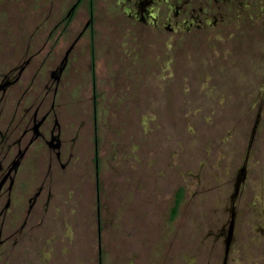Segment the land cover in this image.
<instances>
[{"label": "rangeland", "instance_id": "obj_1", "mask_svg": "<svg viewBox=\"0 0 264 264\" xmlns=\"http://www.w3.org/2000/svg\"><path fill=\"white\" fill-rule=\"evenodd\" d=\"M40 1L43 16L49 2ZM35 3L0 0V19L20 11L30 31ZM263 23L255 14L232 39L210 45H138L145 58L137 65L152 75L135 95L149 101L130 118L99 121L102 195L97 203L87 187L83 212L62 229L59 252L69 257L52 255L50 264H264ZM103 24L100 31L116 33ZM119 47L136 42L122 34ZM48 256L46 248L36 264Z\"/></svg>", "mask_w": 264, "mask_h": 264}, {"label": "flooded vegetation", "instance_id": "obj_2", "mask_svg": "<svg viewBox=\"0 0 264 264\" xmlns=\"http://www.w3.org/2000/svg\"><path fill=\"white\" fill-rule=\"evenodd\" d=\"M47 1L43 16L35 3L30 31L20 11L0 19L11 31H0V264H36L46 248L44 264L69 257L59 252L65 220L83 212L87 187L97 203L102 195L99 121L149 101L135 95L152 75L137 65L138 45H210L264 14L263 0H100L98 19L94 0ZM103 22L116 33L100 31ZM122 34L137 48H120Z\"/></svg>", "mask_w": 264, "mask_h": 264}, {"label": "trees", "instance_id": "obj_3", "mask_svg": "<svg viewBox=\"0 0 264 264\" xmlns=\"http://www.w3.org/2000/svg\"><path fill=\"white\" fill-rule=\"evenodd\" d=\"M182 195H183L182 189H179L175 194L176 198H175V204H174V207L172 210V217L176 214V210H177V207L179 206V204L181 202Z\"/></svg>", "mask_w": 264, "mask_h": 264}, {"label": "water", "instance_id": "obj_4", "mask_svg": "<svg viewBox=\"0 0 264 264\" xmlns=\"http://www.w3.org/2000/svg\"><path fill=\"white\" fill-rule=\"evenodd\" d=\"M242 171H244V170H242ZM237 190H238V189L236 188V189H235V194H237Z\"/></svg>", "mask_w": 264, "mask_h": 264}]
</instances>
